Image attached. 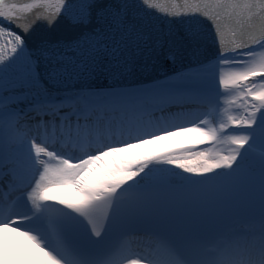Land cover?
<instances>
[{
    "label": "snow or ice",
    "instance_id": "6c2138e0",
    "mask_svg": "<svg viewBox=\"0 0 264 264\" xmlns=\"http://www.w3.org/2000/svg\"><path fill=\"white\" fill-rule=\"evenodd\" d=\"M61 17L77 36L29 47ZM209 40L192 71L92 83ZM0 264H264V0H0Z\"/></svg>",
    "mask_w": 264,
    "mask_h": 264
},
{
    "label": "water",
    "instance_id": "95a60500",
    "mask_svg": "<svg viewBox=\"0 0 264 264\" xmlns=\"http://www.w3.org/2000/svg\"><path fill=\"white\" fill-rule=\"evenodd\" d=\"M155 2L160 4L162 8L171 9L174 0H155ZM144 22H147L150 27L162 26L164 31H168L169 28H171L175 39L178 42L182 40L181 33L184 29L182 24L173 27L169 25L168 21L161 19L154 12L150 13ZM200 26L205 32L208 31L206 23L201 22ZM79 31V29L73 28L64 17H61L52 28L43 24L37 25L27 38V43L30 48L35 49V47L45 43L70 40L77 36ZM211 43L210 40L207 41L195 54L192 50L183 51L182 54L177 57L175 63L168 62L163 57H160L158 60H153L146 54L142 57L138 56L137 62L131 66V71L125 73L119 80H114L110 76L106 77L105 74H98L97 77L93 79L92 83L95 87H107L116 83L125 86H143L156 79H162L160 77H172L174 73L189 71L196 63L205 60L206 56H211L212 52L209 50ZM177 47L181 48V45L178 43Z\"/></svg>",
    "mask_w": 264,
    "mask_h": 264
},
{
    "label": "bare ground",
    "instance_id": "6f19581e",
    "mask_svg": "<svg viewBox=\"0 0 264 264\" xmlns=\"http://www.w3.org/2000/svg\"><path fill=\"white\" fill-rule=\"evenodd\" d=\"M156 80H158V79H156ZM155 81V80H154ZM150 83V82H149ZM237 103H239V101L237 102ZM173 111H176V109H172ZM232 114H234V115H237V116H239V115H243L244 113H243V109H241V108H239V107H234L233 108V111H232ZM234 130L233 129H229V132L231 133V132H233ZM220 147L222 148V149H224L225 151L228 149V145L227 144H222V145H220ZM60 194H63V195H70V192H67V191H61V193ZM15 242L16 243H18V244H25V240L22 238V237H18V238H15ZM130 246V245H129Z\"/></svg>",
    "mask_w": 264,
    "mask_h": 264
}]
</instances>
